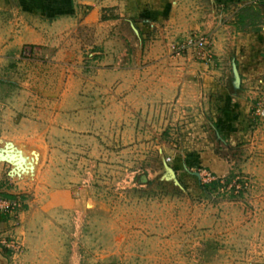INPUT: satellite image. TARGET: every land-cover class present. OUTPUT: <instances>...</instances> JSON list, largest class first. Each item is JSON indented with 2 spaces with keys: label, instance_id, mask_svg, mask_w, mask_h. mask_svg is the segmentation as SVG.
Returning <instances> with one entry per match:
<instances>
[{
  "label": "rangeland",
  "instance_id": "1",
  "mask_svg": "<svg viewBox=\"0 0 264 264\" xmlns=\"http://www.w3.org/2000/svg\"><path fill=\"white\" fill-rule=\"evenodd\" d=\"M110 3L43 51L19 40L15 9L0 10V142L36 130L48 150L19 177L26 210L0 237L8 264H264V53L233 49L240 10L217 6L215 19L194 0L199 31L165 43L153 29L146 43L133 18L110 23L121 17ZM256 7L249 31L264 24ZM116 28L132 41L115 43ZM190 35L208 38L206 58Z\"/></svg>",
  "mask_w": 264,
  "mask_h": 264
},
{
  "label": "crops",
  "instance_id": "2",
  "mask_svg": "<svg viewBox=\"0 0 264 264\" xmlns=\"http://www.w3.org/2000/svg\"><path fill=\"white\" fill-rule=\"evenodd\" d=\"M198 1V0H197ZM252 1L258 0H216L217 6L224 9V11H230L229 9L240 10L243 6ZM261 0L258 5L263 8L264 3ZM102 2L105 0H0V10H13L15 9L17 19L16 22L21 27L19 34L17 35L20 41L30 42L37 44L42 51L46 48H57L60 43L65 40V37L70 36L73 32H66L67 29L71 30L76 28L75 35L79 36L78 29L82 28L87 22V18L84 15L88 10L87 6L92 7V11H98ZM196 2L195 4H197ZM111 6L115 4V14L121 15V17L115 18L110 23L121 26L125 22L129 23L134 19L133 25L139 26L140 36L145 40H149V37L154 33L153 29L157 32L160 30L163 41L171 43L174 38L179 37L181 34H185L193 28L196 31L200 30V22L198 21L199 15L194 13L189 15L190 6L194 5V0H111ZM104 5V4H103ZM255 5V4H254ZM255 5V6H256ZM213 8V7H212ZM213 17L215 9H212ZM122 15L127 17H122ZM234 11L225 13V18L232 16L234 24L236 23L234 18ZM85 17V18H84ZM84 18V19H82ZM264 22V20H263ZM237 24V23H236ZM264 25V24H263ZM259 26V29L254 31H238L235 28V33L240 36L237 37L238 41L233 42V49H237L238 53L240 49L241 53H250L252 60L256 62L262 61L260 59V53H264V26ZM132 27V25H130ZM211 26V22L209 23ZM72 27V28H71ZM194 31V32H196ZM155 32V33H156ZM172 35L170 36V34ZM193 33V32H191ZM167 34V35H166ZM174 34V35H173ZM217 34V33H216ZM119 35L123 36L119 37ZM59 36V37H58ZM139 36V37H140ZM218 36H221L220 34ZM165 37L168 39L165 40ZM218 47H222L221 37H219ZM119 40V41H118ZM132 41V37L125 30L115 29V43L122 41ZM137 46V43H135ZM132 46V44H131ZM64 48V46H62ZM171 49V48H170ZM132 49L127 50H115V53H131ZM169 50V47L166 48ZM63 51V49L61 50ZM105 53H108L105 51ZM134 53V52H133ZM137 53H141L140 49H137ZM153 53V51H149ZM167 53H174L171 50ZM60 55V50L57 51V55ZM117 56V55H116ZM258 64V63H257ZM122 66L115 65V71L121 69ZM129 69V66H127ZM260 71V67L258 68ZM261 72V71H260ZM42 134L39 131L31 130L17 131L15 134H5L2 137H10L9 140L13 141L16 145L31 147L32 150H36L40 154V161L36 170L41 168V162H43L44 155L48 152L46 145L42 142ZM7 164V162L0 161L1 166ZM11 170V169H10ZM25 179L19 177H13L10 175V171L7 172V176L1 173L0 169V195H4L9 198L20 197L23 200V205L15 213H7L0 210V237L9 233L13 228L15 221L20 222L22 220L23 213L26 209H23L26 200L22 198L23 194V181ZM19 185V187H17ZM0 264H8V258L5 256L3 249L0 246Z\"/></svg>",
  "mask_w": 264,
  "mask_h": 264
},
{
  "label": "water",
  "instance_id": "3",
  "mask_svg": "<svg viewBox=\"0 0 264 264\" xmlns=\"http://www.w3.org/2000/svg\"><path fill=\"white\" fill-rule=\"evenodd\" d=\"M211 6L215 9L217 7V2L216 0H209ZM136 31V28H134ZM137 34H139L136 31ZM233 73H234V78H235V84L237 87L240 86L241 84V76L237 67V64L234 62L233 63ZM216 136L219 140L225 142V139L220 135L219 130L215 128ZM22 150L17 148L13 141L7 140L3 148H0V161L7 162L11 165V170H10V175L11 176H17L21 177L23 176L20 172L21 170L24 171L25 166V157L22 155ZM38 158V156H36ZM33 168V165L31 166ZM197 175L200 177V173H197ZM166 176L168 178H173L177 181L175 171L167 165V173Z\"/></svg>",
  "mask_w": 264,
  "mask_h": 264
},
{
  "label": "built area",
  "instance_id": "4",
  "mask_svg": "<svg viewBox=\"0 0 264 264\" xmlns=\"http://www.w3.org/2000/svg\"><path fill=\"white\" fill-rule=\"evenodd\" d=\"M186 47H194L199 56L206 58L207 52L210 51V44L207 37L202 35H190L186 39ZM207 51V52H206ZM23 205V200L20 197L9 198L0 195V210L7 213H16Z\"/></svg>",
  "mask_w": 264,
  "mask_h": 264
},
{
  "label": "trees",
  "instance_id": "5",
  "mask_svg": "<svg viewBox=\"0 0 264 264\" xmlns=\"http://www.w3.org/2000/svg\"><path fill=\"white\" fill-rule=\"evenodd\" d=\"M252 13H257L260 14L261 12L259 11V8L254 6V5H245L243 8L240 9V14H239V22H237V25L239 26L240 30L243 31H249L247 28V23H245V20L247 17L253 16ZM261 15V14H260ZM259 23V22H257ZM243 28V29H242ZM218 127V125H217ZM141 179H145L144 176L141 177ZM221 178L219 177L217 180H212L208 181L206 183H201V187L204 191L210 192L213 189H216L220 183ZM228 182H230V177L226 179ZM12 197L13 195H9V197Z\"/></svg>",
  "mask_w": 264,
  "mask_h": 264
},
{
  "label": "bare ground",
  "instance_id": "6",
  "mask_svg": "<svg viewBox=\"0 0 264 264\" xmlns=\"http://www.w3.org/2000/svg\"><path fill=\"white\" fill-rule=\"evenodd\" d=\"M7 142V140H2L1 142H0V148H3L4 147V145H5V143ZM14 143V142H13ZM14 145L17 147V148H19V149H21L22 151V155L25 157V163H24V166H25V169H24V171L23 170H21V174L22 175H31L32 173H35V171H36V169L34 170V163H36V168H37V165H38V163H39V161H40V154L38 153V152H36V151H34L35 152V154H33V155H35V156H33L32 157V161H34V163L32 164L31 162L32 161H30L29 159H28V156L26 155V153L24 152V147L25 146H19L18 144L16 145L15 143H14ZM33 153V152H32ZM36 156H38V158H36ZM35 158H36V162H35ZM33 165V168H31V166ZM30 171H32V172H30Z\"/></svg>",
  "mask_w": 264,
  "mask_h": 264
}]
</instances>
